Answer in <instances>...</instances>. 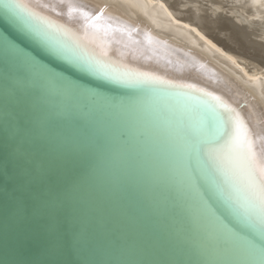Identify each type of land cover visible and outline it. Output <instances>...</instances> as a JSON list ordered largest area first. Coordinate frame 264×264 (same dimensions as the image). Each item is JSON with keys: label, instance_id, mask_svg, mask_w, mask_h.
Here are the masks:
<instances>
[{"label": "snow or ice", "instance_id": "6c2138e0", "mask_svg": "<svg viewBox=\"0 0 264 264\" xmlns=\"http://www.w3.org/2000/svg\"><path fill=\"white\" fill-rule=\"evenodd\" d=\"M30 3L0 0L5 37L47 59L52 70L42 80L22 62L0 60V249L11 243L32 254L3 264H172L156 258L157 244L150 248L142 237L104 226L90 187L107 162L125 159L130 132L58 102L59 63L89 85L103 79L139 86L135 94L113 95L111 104L141 115L142 157L164 190L174 236L206 257L195 264H264V156L235 109L221 114L220 97H212L218 104L201 99L197 109L157 104V97L170 95L158 85L170 82L111 62L102 45L99 53L90 47L102 39L95 24L102 12L86 15L83 34L76 35ZM94 222L109 236L102 255Z\"/></svg>", "mask_w": 264, "mask_h": 264}, {"label": "bare ground", "instance_id": "6f19581e", "mask_svg": "<svg viewBox=\"0 0 264 264\" xmlns=\"http://www.w3.org/2000/svg\"><path fill=\"white\" fill-rule=\"evenodd\" d=\"M30 6L76 35L83 34L86 15L102 12L95 21L102 39L90 45L94 51L99 53L102 45L111 62L170 82L158 85L170 95L157 97V104L197 109L201 107V99L218 104L212 97H220L226 107L217 110L228 117L232 115L231 109H235L254 142L255 151L264 156V0H64L63 3L60 0H31ZM22 59L39 79L52 78V70L31 55L26 54ZM30 64L39 68L32 69ZM55 76L59 78L55 87L61 90L73 109H84L88 105L87 110L94 117L110 126L102 114L106 108L110 116L113 114V127H124L130 132L125 159L107 162V168L101 169L92 185L97 194L101 191L112 200L131 202L138 214L125 210L126 215H121L120 208L110 203V209H116V214L111 213L113 222L107 223L106 206L101 201L99 205L96 203L100 196L91 195L94 205L102 210L104 226L116 233L140 237L136 227L142 231L144 221L165 241L161 249L152 238L161 258L172 264H179V254L185 264L205 259L174 236L175 225L169 222L172 230L167 235L165 228L147 212L149 209L156 215L152 210L153 203L161 206L166 202L162 196L164 192L154 183V166L142 157L143 150L137 142L141 115L131 109H115L111 104L112 96L106 93L85 89L58 73ZM99 80L130 90L139 87ZM178 85H193L194 88ZM205 93H211V96H205ZM125 184L131 186L134 197L125 196ZM146 199L153 202L152 205ZM107 200L110 201L108 197ZM104 234L107 241L109 236Z\"/></svg>", "mask_w": 264, "mask_h": 264}, {"label": "water", "instance_id": "95a60500", "mask_svg": "<svg viewBox=\"0 0 264 264\" xmlns=\"http://www.w3.org/2000/svg\"><path fill=\"white\" fill-rule=\"evenodd\" d=\"M10 31H13V30L10 29ZM4 34L7 35V33L5 32V24H4L3 20L0 19V60H4L6 58L10 64L11 63H18V62H23L22 57L24 58L26 54L29 55V56L31 55V53H28L23 48H21V47L24 46L23 44H20V46L17 45V44H15L12 40H10L7 37H5ZM13 35L15 36L17 34L13 31ZM17 43H19L18 40H17ZM34 59L37 60L36 58H34ZM37 61L39 63H41V64H43V65H45L46 67L49 68V66L47 64H45V63H48V60L47 59H45L43 62L42 61H39V60H37ZM25 65L27 66V64H25ZM30 65H31V68L32 69H38L39 68L35 64H30ZM0 68H2V65H0ZM56 70L57 71H62L63 73H58V74L61 77L69 80L72 83H75L77 85H81L82 87H85V89L87 87V89H91V90L99 91V92H102V93H106L107 95H110V96H113V95H131V94H135V91H136V90H130V89H127V88H123V87L111 85V84H109V83H107L105 81L99 80V79H93L90 85L89 84H86V83H83L81 81H78V80H74L80 74L79 73H75L74 74L73 69L71 68V66L70 65H67V64L59 63V66L57 67ZM35 76L38 77V74H36ZM97 86H99V88H93V87H97ZM55 99L56 98L54 97V100ZM58 102H60L62 104H65V105L69 106L70 108H74V107H71L70 101L63 94H60L59 101ZM243 106L244 105H242V107ZM88 107H89L88 105L87 106L85 105L84 109L85 108L88 109ZM105 110H106V108L102 111V114L106 117V119L108 121V124H110V126H113L112 120H111L113 114L110 116L108 109L106 110V112H105ZM107 165L108 164L106 163L103 168H107ZM130 176H131V179L133 181L136 180L132 175H130ZM130 187H129V184L128 185L125 184V189L123 188V190H124V192L126 194H128V195L125 194V196H128V197H131L132 196V197H134L133 193H135V192ZM139 187L143 191L142 186L139 185ZM158 188L160 190L162 189L161 187H158ZM94 189L96 190V188L93 185H91V187H90V193H91L92 196H94V194H97ZM162 191L164 192L163 189H162ZM102 193L103 192L100 191V194H97L100 197L97 198L96 203L99 205V203L101 204V202H102L106 206V209H104V216H105V219H106V222L107 223L113 222L112 219H111L113 215H111V213L116 214V212L114 211L116 209H114V210H111L110 209V207H111L110 203L114 204L115 207H119L120 210H124V211L126 210L129 213H137L136 209L134 208V206L132 205L131 202L129 203L125 199H122V200H119V201L113 199L114 200L113 201L109 196H107L110 199V201H108L107 200V197H106V194L103 193L104 194L103 195ZM150 195L151 196H155V195H152L151 193H150ZM146 196L149 199L150 196L148 194ZM162 196H165V194L162 193ZM147 203L152 205L153 202L151 203V202H149L147 200ZM108 208L110 210H108ZM152 210L155 212L156 215H154L149 209H148V211L147 210L146 211L150 214V216L152 218H154V219L157 220V222H158L159 225H161L163 228H165L164 230L166 231V233L168 235V233L172 230V229H170V226H169V222H170L169 221V217L171 216V210L167 207V205H161L160 206L159 204L158 205H155L154 203L152 205ZM172 225H174V224H172ZM93 227L94 228H97V226L95 225V222L93 223ZM136 228H137V230H139L138 231V234L140 235V237H142L144 239L145 243L150 248H151V246L153 244L152 243V238L159 245L160 248L164 245V243H165L164 239L161 238L158 234L153 233L149 229V227L145 224L144 221L142 223V231L138 227H136ZM104 233H106V232L105 231H100L98 228L96 229V238H97L98 244H99L98 251H99V253L101 255L103 254V252L105 250L104 246L107 243V241L105 240L106 234H104ZM172 243H173V241H172ZM153 252L156 255V258H161L162 257V256H160L158 254L159 253V250L157 252V249L156 248L153 249ZM180 257H181V255L179 254V259H178V260H180V261H178L179 264L180 263L185 264V262L183 261L182 257H181V259H180ZM31 258H32V254H31L30 251H25L23 253H20V252H18L14 248V246L11 243L9 244V246H8L7 249H0V264H3V261H5V260H7L9 262H12V261H16V260H21V259H25L26 260V259H31ZM65 258L68 259V260H71V261H75L76 259H78L75 256H66Z\"/></svg>", "mask_w": 264, "mask_h": 264}]
</instances>
